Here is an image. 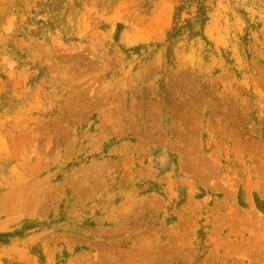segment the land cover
<instances>
[{
	"label": "rangeland",
	"instance_id": "obj_1",
	"mask_svg": "<svg viewBox=\"0 0 264 264\" xmlns=\"http://www.w3.org/2000/svg\"><path fill=\"white\" fill-rule=\"evenodd\" d=\"M0 264H264V0H0Z\"/></svg>",
	"mask_w": 264,
	"mask_h": 264
}]
</instances>
